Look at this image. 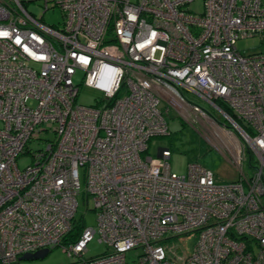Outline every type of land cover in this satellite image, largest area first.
Listing matches in <instances>:
<instances>
[{
  "label": "built area",
  "instance_id": "2783aa9c",
  "mask_svg": "<svg viewBox=\"0 0 264 264\" xmlns=\"http://www.w3.org/2000/svg\"><path fill=\"white\" fill-rule=\"evenodd\" d=\"M252 36L264 44V0H0V264L55 247L69 264H264V49L237 46ZM77 74L95 105L76 103ZM170 107L208 119L236 164L253 155L254 175L222 182L197 162L179 175L170 147L146 155ZM81 194L93 227L76 221ZM95 236L107 250L86 258Z\"/></svg>",
  "mask_w": 264,
  "mask_h": 264
},
{
  "label": "rangeland",
  "instance_id": "374dc122",
  "mask_svg": "<svg viewBox=\"0 0 264 264\" xmlns=\"http://www.w3.org/2000/svg\"><path fill=\"white\" fill-rule=\"evenodd\" d=\"M134 1V0H130ZM192 10L200 11L201 2L197 1L191 6ZM27 9L34 13L37 17L41 14L43 20L48 24H57L63 20L62 13L55 7L53 10H49L42 13V6L40 3H29ZM238 48L243 53L256 52L264 49V44H261L260 37L252 36L241 39L237 44ZM74 81L79 83V92L76 103L83 106H93L96 104L98 98L102 97V92L92 87L84 86L81 83V75L77 74L74 77ZM185 96L204 108L211 119L218 121L221 124L232 127L229 120H227L217 109L205 102L203 99L193 95L189 92H185ZM32 103V102H31ZM167 107L165 102H161L160 108L164 111ZM166 120L168 121L170 128V135L152 137L148 141V150L146 155L156 156L159 147H170L172 156L170 159V166L173 172L179 175H184L187 171L189 163L197 162L206 168L212 170L218 181L232 182L237 181L243 175L251 177L254 175L255 170L259 166V162L256 161L253 155L246 152L241 164H236L232 161L229 151L219 143V138L212 129L211 123L208 119L195 116L193 114L179 115L176 110L170 107L168 114H166ZM50 132L43 133L41 136L44 139H51L53 137L52 130ZM43 143L34 140L28 143V150L34 151L42 147ZM31 163V154L26 153L21 155L17 159V165L19 169L23 170L27 165ZM78 210L76 213V221L80 220L85 226H95V212H86L87 207L93 208V201L89 198L86 201L84 194L78 196ZM184 241V245L187 250H190L193 243L196 241L195 237H191L188 240L180 239ZM107 250L103 243L98 242V236H95L87 245V251L84 253V257H93L99 255ZM137 252L131 251L128 253V260L136 257ZM73 261V258L68 257L62 248L55 247L49 251V253L43 259L35 260H21V264H69Z\"/></svg>",
  "mask_w": 264,
  "mask_h": 264
},
{
  "label": "water",
  "instance_id": "95a60500",
  "mask_svg": "<svg viewBox=\"0 0 264 264\" xmlns=\"http://www.w3.org/2000/svg\"><path fill=\"white\" fill-rule=\"evenodd\" d=\"M49 253L48 249L40 250L33 254H25L21 257V260H35V259H43Z\"/></svg>",
  "mask_w": 264,
  "mask_h": 264
},
{
  "label": "trees",
  "instance_id": "16d2710c",
  "mask_svg": "<svg viewBox=\"0 0 264 264\" xmlns=\"http://www.w3.org/2000/svg\"><path fill=\"white\" fill-rule=\"evenodd\" d=\"M76 233V232H75ZM72 236H71V239H75L76 237V235H77V233L74 235V234H71Z\"/></svg>",
  "mask_w": 264,
  "mask_h": 264
}]
</instances>
